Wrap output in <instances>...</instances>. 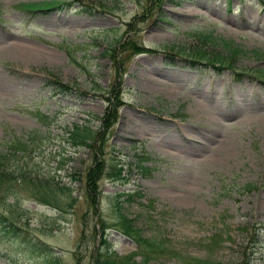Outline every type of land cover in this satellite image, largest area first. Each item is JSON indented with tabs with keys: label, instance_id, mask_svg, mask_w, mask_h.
I'll return each mask as SVG.
<instances>
[{
	"label": "rangeland",
	"instance_id": "374dc122",
	"mask_svg": "<svg viewBox=\"0 0 264 264\" xmlns=\"http://www.w3.org/2000/svg\"><path fill=\"white\" fill-rule=\"evenodd\" d=\"M44 1L0 0V149L7 153L0 171L47 177L55 185L46 198L73 201L61 210L39 201L29 183L9 196L1 186L0 213L20 230L19 238L0 232V264H96L92 254L103 247L142 262L132 237L111 227L105 236L93 232L84 178L95 165L92 150L65 139L74 122L101 127L108 103L101 94L112 85L121 103L104 127L100 157L119 177L98 179L103 222L113 225L121 212L158 243L161 254L143 264H264V83L253 75L264 68V0L163 2L148 16L146 0L19 9ZM80 2L94 9L84 12ZM206 31L214 39H203ZM131 35L149 51L126 52ZM226 47L239 49L231 61L242 72L237 80L184 55ZM48 73L72 89H49ZM216 108L230 117L215 123Z\"/></svg>",
	"mask_w": 264,
	"mask_h": 264
},
{
	"label": "trees",
	"instance_id": "16d2710c",
	"mask_svg": "<svg viewBox=\"0 0 264 264\" xmlns=\"http://www.w3.org/2000/svg\"><path fill=\"white\" fill-rule=\"evenodd\" d=\"M178 0H146L144 2V6H143V10L145 11L144 14H150L152 11H154L156 9H159L160 5L163 2H175L177 3ZM81 3V2H80ZM73 4V3H72ZM68 5H71V1H66V2H62L60 0H45L44 2H34L32 4H20V11L22 12H29V14H34L37 11L40 12H45L46 10H53L56 8H66ZM229 5V0H227V6ZM89 7H91L92 9H94V7L90 6L89 3L85 4V3H81L78 8L84 12H87L90 10L88 9ZM154 7V10H152ZM147 15V16H148ZM146 16V17H147ZM131 23V22H130ZM130 23L126 24L127 30L126 32L131 34V32L134 33V27L133 25H131ZM203 39H214V37L211 38V33L210 31H206L205 34H201ZM123 45L122 48L132 54H141L143 51H149V49L147 47H144L141 43L136 42V40L134 39V37L128 36L125 37V39L123 40ZM226 51H224V53L215 51V52H211L210 54L206 53L205 50H201L200 48L192 50L191 52H186L184 55L187 56V58H189V60L191 61L192 65H203L205 66H211L213 67L214 64H216L217 67H222L223 69H230L233 74V76L235 77V79L237 80V77L239 75H242V72L239 71V69H235L232 68V62L234 61V57L237 56V50H232V48L226 47L225 48ZM216 67V68H217ZM48 78H46V87H50L49 89H52L54 92L57 93V91H65V92H69L72 89V86L70 85H66L63 82H61V80H59L57 77L53 76V74L48 73ZM254 76H256L255 78L261 79L262 82H264V68H257L254 71ZM118 86L112 85V88L107 89L105 88L102 91V94L104 97H108V103L105 109V113H104V118L103 121H101V127L98 126H92L91 124H88L87 121H83L82 124H77L76 122L72 123V126L70 127L68 136L65 137V139H67L68 141L71 142V145L75 144L76 146H87L89 149L92 150L91 153V161H94V166L90 168V170L88 169L87 171H85L84 174V178H85V191L88 194V199H87V210L91 211V214H93L94 217V228L92 227V230L94 233H96V231H100L97 232L99 234H101L102 236H105L106 234L104 233L108 227L113 228V230L115 231H120L121 233H124L125 236L128 237H132V239L135 241V243H137L136 247L139 250V253L141 254V257L144 258H150L152 257V255L154 254H161L159 250L160 247L159 245H157L158 243L155 241H148L146 238L142 237L141 233L138 232L137 228H135L134 223L130 222V220H128L127 218L124 217V215L121 212L116 211V215H115V219L113 221V225L109 226L107 224H105L103 222V217L101 216V213L98 210V197L100 196V194L102 192H100L99 189V182L98 179L101 177L102 174L108 173V177L111 178V180L117 179V173L114 172L113 168L109 166V171H107V167L105 165V160L103 159V157H100L101 153L104 151L103 150V131H104V127L106 125V123L109 120V124L113 122V120L115 119L114 117L116 116V109H117V105H119L121 103V96L118 92ZM26 139H28L26 137ZM21 143H23L25 145V147H27V143L25 141V138H22ZM11 147V146H9ZM2 149H0V163H6V157H7V153H6V149L4 150V152L1 151ZM139 160V164L141 163V167H142V162L147 160V156L144 154L143 157L139 156L138 158ZM2 170V169H1ZM3 171V172H2ZM0 171V187L2 186V190H5V192L7 193V196L12 195V193H14V190L16 188H21L24 185H27L28 183L32 186V188L30 189L32 194L37 195L38 199H40L39 201L41 202H47V204L52 205V206H56L57 208H60L61 210H65L67 205H72L70 204L71 201H73V198L69 196V198L63 202H59L57 200H52L50 201L48 198V196H53L51 195L53 190H54V185L49 182L47 177H43L41 178H37L36 176H32L27 178V176H24V173H16V176H12V175H7L5 173L4 170ZM6 174V176H5ZM29 188V185L28 187ZM65 188V187H64ZM63 187H60L59 189H64ZM38 192V193H35ZM126 194V193H125ZM97 195V197H96ZM119 193H117V197H118ZM130 195V193H127L128 196ZM116 203H115V210H117L119 208L118 204H120V202L117 201V198L115 199ZM8 219L4 214L0 213V232L4 233L5 235L9 236H17L19 238V228L12 223L11 221L5 222L6 219ZM0 233V235H2ZM103 240V239H102ZM104 241V240H103ZM36 242H33V244H35ZM99 254V255H98ZM99 256V257H98ZM92 260H94L96 262V264H143V260L140 263H136V261L132 260V258L130 259L129 257L126 256H120L118 257L117 255H114L113 252L108 251V248H102L100 250V248L98 250H96L94 252V254H92ZM249 260L246 261H241L238 262L237 264H247ZM189 264H211L210 261H199V259H194L193 262H189ZM217 264V263H216ZM250 264V263H248Z\"/></svg>",
	"mask_w": 264,
	"mask_h": 264
},
{
	"label": "bare ground",
	"instance_id": "6f19581e",
	"mask_svg": "<svg viewBox=\"0 0 264 264\" xmlns=\"http://www.w3.org/2000/svg\"><path fill=\"white\" fill-rule=\"evenodd\" d=\"M153 70V69H152ZM149 77V76H148ZM153 77V76H152ZM150 80L152 81V78H150ZM150 83V82H149ZM155 83V82H154ZM151 84V83H150ZM157 85H158V83H157ZM153 86V85H152ZM202 92V91H201ZM207 105H208V102H205V101H203V102H197L196 103V107L198 108V109H203V110H205V109H207ZM221 110L220 109H218V108H216L215 109V111L214 112H211V114H212V116L210 115V118L215 122V123H221V122H223V119H226L227 117H230L227 113H223V112H220ZM210 121V120H209ZM219 125V124H218ZM224 125V124H223ZM212 130V129H211ZM158 132V131H157ZM207 132V131H206ZM214 132H216L215 130H214ZM128 133V132H127ZM220 133V132H219ZM209 134V133H208ZM218 134V133H217ZM156 135H157V133H156ZM205 135V134H204ZM220 134H218V136H219ZM192 136V135H191ZM194 136V135H193ZM209 136V135H208ZM210 137V136H209ZM221 137H222V135H221ZM212 138H213V136H212ZM211 138V139H212ZM215 139V138H214ZM192 142V141H191ZM200 142V141H199ZM206 142V141H205ZM204 142V143H205ZM211 142V141H210ZM161 144H158V145H162V142H160ZM204 145V144H203ZM207 145V144H206ZM196 146V145H195ZM194 146V147H195ZM200 146V145H199ZM201 147V146H200ZM184 149V148H183ZM191 149V148H190ZM203 149V148H202ZM188 150V149H187ZM193 150V149H192ZM181 151H183L182 149H181ZM186 151V150H185ZM197 152V151H196ZM189 153V152H188Z\"/></svg>",
	"mask_w": 264,
	"mask_h": 264
}]
</instances>
